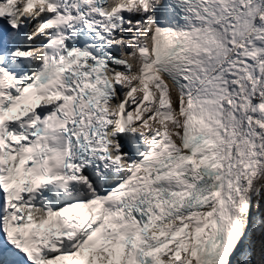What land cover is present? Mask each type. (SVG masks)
<instances>
[{
  "label": "snow or ice",
  "instance_id": "6c2138e0",
  "mask_svg": "<svg viewBox=\"0 0 264 264\" xmlns=\"http://www.w3.org/2000/svg\"><path fill=\"white\" fill-rule=\"evenodd\" d=\"M0 264H264V0H0Z\"/></svg>",
  "mask_w": 264,
  "mask_h": 264
}]
</instances>
